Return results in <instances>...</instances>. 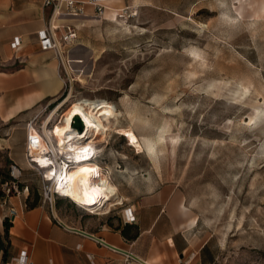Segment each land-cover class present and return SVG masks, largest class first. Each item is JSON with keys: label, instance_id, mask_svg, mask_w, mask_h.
Instances as JSON below:
<instances>
[{"label": "rangeland", "instance_id": "obj_1", "mask_svg": "<svg viewBox=\"0 0 264 264\" xmlns=\"http://www.w3.org/2000/svg\"><path fill=\"white\" fill-rule=\"evenodd\" d=\"M108 8L124 26L85 28L97 56L74 69L79 82L37 124L58 103L51 124L84 102L109 128L98 139L113 132L114 169L127 170L131 185L157 170L159 183L180 187L211 264H264V0H114ZM7 170L0 160L2 177ZM27 173L31 192L42 194L40 176ZM99 209L93 215L105 216L107 206Z\"/></svg>", "mask_w": 264, "mask_h": 264}, {"label": "crops", "instance_id": "obj_2", "mask_svg": "<svg viewBox=\"0 0 264 264\" xmlns=\"http://www.w3.org/2000/svg\"><path fill=\"white\" fill-rule=\"evenodd\" d=\"M108 10L98 17L87 6L83 16L63 15L59 20L60 25L79 28L78 40L68 46L66 56L75 82L79 79L74 69L80 71L97 56V46L84 40L85 28L107 21L124 26L119 14ZM51 13L52 7L43 0H0V133L5 132L0 137V160H6L8 169L11 163L20 166L29 187L35 182L25 161L27 124L35 113L31 111L47 101L39 118L46 106L53 107L66 84L56 54L43 51L39 42ZM16 38L21 39L18 50L12 47ZM108 121L116 127L112 119ZM118 159L110 148L101 162L118 189L117 197L106 204L105 216L90 215L62 198L54 211L40 192L37 196L31 189L29 195L13 196L5 206L0 196V264H14L11 260L24 250L34 264H211L208 243L200 244L198 239L199 218L180 187L159 183L157 170L143 172L141 184L131 185L127 170L114 169ZM11 208L17 215L7 229L5 218ZM194 217L197 223L191 226Z\"/></svg>", "mask_w": 264, "mask_h": 264}, {"label": "built area", "instance_id": "obj_3", "mask_svg": "<svg viewBox=\"0 0 264 264\" xmlns=\"http://www.w3.org/2000/svg\"><path fill=\"white\" fill-rule=\"evenodd\" d=\"M43 2L46 7H52V13L46 29L39 33L40 46L43 51H53L59 59L61 69L66 74L64 92H67L72 82H75V78L73 79L67 70V48L78 40L79 28L70 24L60 25L59 20L63 15L75 18L83 16L87 6H92L95 9L96 16L102 17L108 9L107 3L109 0H43ZM20 46L21 39L16 38L12 47L18 50ZM58 105L59 103L57 106ZM50 107V105L46 106L44 111L48 110ZM36 121L37 118L27 124L25 161L27 166L40 176L43 191L42 198L44 203L53 208L56 206L57 199H66L65 197L60 196V194L53 193L51 189L53 188L59 175H61V177L58 182H61L65 173L73 169L78 161L76 156L80 154L83 155L84 158L91 159V163L96 162L99 164L102 168V173L105 174V176H111L109 168L101 165V162L104 161L103 158L106 150L111 148L110 139L108 137L103 144L97 142L92 144L95 152L92 149L90 150L89 146L85 147L84 145H81L77 147L75 153H63L62 151L53 148L54 142H51L48 138H46L43 123L38 125ZM85 141L86 140H80L81 143ZM88 143H90V141H87L85 144ZM43 145L46 146V150H42ZM87 153H90V155L86 157L85 155ZM38 156H42L44 158V165L39 162V159L37 158ZM50 171L53 172L52 178L48 177V173ZM29 193L30 187L24 181L22 168L15 163H11L9 165L6 178L0 181V196L2 199V205H7L9 203V199L13 196H21L25 194L29 195ZM80 208L90 215L98 214L97 212L100 211L98 208ZM16 215V209L11 208L5 219L8 223H11L12 219L15 218ZM129 216L130 215L127 213V218ZM131 221H134V219ZM11 263L34 264L28 254V251L26 250L22 251L16 258H13Z\"/></svg>", "mask_w": 264, "mask_h": 264}, {"label": "bare ground", "instance_id": "obj_4", "mask_svg": "<svg viewBox=\"0 0 264 264\" xmlns=\"http://www.w3.org/2000/svg\"><path fill=\"white\" fill-rule=\"evenodd\" d=\"M67 70L73 78L68 64ZM61 106L62 104L56 106L43 122L44 134L46 138L54 142L53 148L63 153H75L78 146L84 145L85 147L89 146L90 150L92 149L95 152L92 144L94 142L103 144L107 139V136L103 139H98L97 135L109 129L106 124L104 125L101 123V116H96V111L93 112V116H91V109L84 102L78 101L73 103L68 111L64 110L60 118L51 124ZM78 125L83 128L84 131L82 133L79 132ZM80 140L86 141L82 142V144ZM87 141H90V143L85 144ZM131 146L138 151L142 150V145L138 138L134 139ZM42 150H46L45 145L42 146ZM89 155L90 153H87L85 156L87 157ZM37 158L42 165L45 164L42 156H38ZM76 158L78 160L77 164L72 170L65 173L61 182H58L61 175L58 176L51 189L52 192L60 194V196L65 197L78 207H89L90 209H99L109 201L115 199L118 195V189L109 178L102 173L101 166L98 164L100 166L99 170L96 162L91 163V159L84 158L81 154L76 156ZM52 175L53 172L50 171L48 177L52 178ZM183 209L187 210L185 206H183ZM195 223H197V218L194 217L191 219L190 224L192 226Z\"/></svg>", "mask_w": 264, "mask_h": 264}, {"label": "trees", "instance_id": "obj_5", "mask_svg": "<svg viewBox=\"0 0 264 264\" xmlns=\"http://www.w3.org/2000/svg\"><path fill=\"white\" fill-rule=\"evenodd\" d=\"M54 105V104H53ZM62 199H64V198H62ZM64 200H67V199H64ZM69 201V200H68ZM69 204H71V205H74L72 202H68ZM56 204H58V202L56 203ZM9 225H10V223H8L7 221H6V228L8 229V227H9Z\"/></svg>", "mask_w": 264, "mask_h": 264}, {"label": "water", "instance_id": "obj_6", "mask_svg": "<svg viewBox=\"0 0 264 264\" xmlns=\"http://www.w3.org/2000/svg\"><path fill=\"white\" fill-rule=\"evenodd\" d=\"M72 84H73V82H72ZM72 84H71V85H72ZM77 127H78V129H79V132L82 133V132L84 131L83 128H82L80 125H78ZM53 210L55 211V206L53 207ZM55 215H56V213H55Z\"/></svg>", "mask_w": 264, "mask_h": 264}]
</instances>
